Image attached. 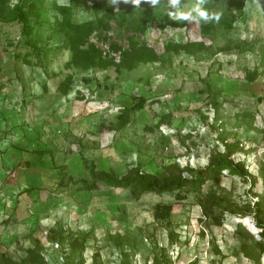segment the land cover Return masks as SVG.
<instances>
[{
  "label": "rangeland",
  "instance_id": "374dc122",
  "mask_svg": "<svg viewBox=\"0 0 264 264\" xmlns=\"http://www.w3.org/2000/svg\"><path fill=\"white\" fill-rule=\"evenodd\" d=\"M53 1L69 0L46 2L33 35L50 47L40 58L21 25L0 22V259L23 264L39 243L47 264H264V0L249 2L231 31L206 36L203 20L175 19L186 26L152 25L146 35L159 52L204 40L207 53L87 72L67 70L70 53L54 49ZM198 3L184 0L180 10ZM111 34L119 39L117 27ZM141 95L145 107L118 129ZM234 143L232 160L249 176L224 170L199 193L81 189L93 182L92 165L118 177L135 168L162 176L207 168Z\"/></svg>",
  "mask_w": 264,
  "mask_h": 264
},
{
  "label": "trees",
  "instance_id": "16d2710c",
  "mask_svg": "<svg viewBox=\"0 0 264 264\" xmlns=\"http://www.w3.org/2000/svg\"><path fill=\"white\" fill-rule=\"evenodd\" d=\"M197 1L201 3V0ZM251 1L258 0H227L225 10H221L220 0H202V7L213 17H219L202 24V33L209 36L218 29L233 30L245 15L246 7ZM46 2L47 0H0V22L21 25L22 35L28 38V45L39 58L42 52L47 53L50 48L39 47V41L33 39L36 28L43 23ZM183 2L184 0H180V9ZM83 6L88 7L89 16L81 10ZM51 9L56 15L51 23L50 38L59 41L55 50L70 53L65 65L67 70L87 72L115 67L120 71H133L143 64L171 62L172 54L197 57L210 50L204 40L184 43L171 41L165 44L162 52L148 43L146 35L152 25L161 31L170 26L180 28L186 26L185 22L178 23L168 16V12L176 10L170 7L169 0H159L154 6L149 0H140L139 4L133 0H69L68 3L53 1ZM115 27L118 29L119 39L111 34ZM124 38L126 44L120 41ZM28 57L25 58V62L30 64ZM252 76L251 79L255 80V75ZM73 85L74 76L69 74L61 82L59 90L67 95ZM146 103L147 99L141 95L132 106L125 107L120 116L118 129L127 126L132 114L142 110ZM226 148L227 153L218 154L207 168H186L180 173L162 176L135 168L128 175L118 177L113 171L97 170L95 165L92 167L86 165L93 182L91 184L83 182L81 189L95 190L99 188V183L103 182L113 188H131L141 195L174 193L186 189L199 193L209 178L222 174L224 170L241 177L249 176V171L244 165L236 164L232 160V156L240 150L239 143L227 144ZM185 171L191 177L184 176ZM258 226L263 229L261 233L264 238V224L259 221ZM0 264L19 263L10 257H3ZM23 264H47L39 243L27 250V258Z\"/></svg>",
  "mask_w": 264,
  "mask_h": 264
},
{
  "label": "clouds",
  "instance_id": "9594fccd",
  "mask_svg": "<svg viewBox=\"0 0 264 264\" xmlns=\"http://www.w3.org/2000/svg\"><path fill=\"white\" fill-rule=\"evenodd\" d=\"M133 2L139 4L140 0H133ZM149 2L154 6L159 2V0H149ZM179 4L180 0H169L170 7L176 9L175 11L168 12V16L170 18L179 20H203L204 22H208L213 18L219 19L218 16L213 17L210 15V13L202 7V0L201 3H198L188 12L180 10Z\"/></svg>",
  "mask_w": 264,
  "mask_h": 264
}]
</instances>
